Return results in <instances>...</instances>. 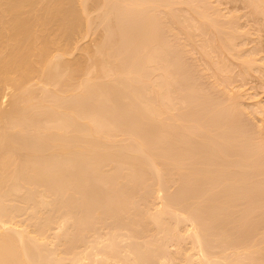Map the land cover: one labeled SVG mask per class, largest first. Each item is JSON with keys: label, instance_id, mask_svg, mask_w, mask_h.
<instances>
[{"label": "rangeland", "instance_id": "obj_1", "mask_svg": "<svg viewBox=\"0 0 264 264\" xmlns=\"http://www.w3.org/2000/svg\"><path fill=\"white\" fill-rule=\"evenodd\" d=\"M16 1L12 0L13 3ZM50 1L31 0L35 4L33 8L40 11L36 10L40 13L39 19L51 17L49 21L44 19L45 24H41L44 23L43 19L39 21L40 25L38 22L34 23L37 18L33 19L35 15L32 14V17L31 11L33 13L36 11L33 8V10L28 9L26 5L24 6L29 10L27 11L30 15L26 12L29 17L25 14L27 16L24 18L26 17L25 20L32 18L33 22L30 21L38 27L36 31L39 33L45 27L47 31L53 32L48 31L52 37L50 35L47 37L49 41L53 39L48 56L51 59L45 60L48 70L53 67L58 72V68L65 66L68 68L66 72L64 71L66 74L62 72L60 74L66 77L68 73H72L69 71L73 69V65H76L79 71L72 70L77 75L74 73L70 77L68 75L69 80L66 77L64 80L61 78L63 84L58 79L63 76L56 74L52 77L47 73L42 83L44 80L42 78L45 77L41 76L44 72L42 67L44 64H41L42 66L39 64L36 74L34 72L29 76L30 78H27L30 83L27 79L24 81V84L25 82H27L26 85L28 84V86L25 85L27 90L21 88V86L24 88V84L18 85L19 87L15 89L7 86V90L6 85L2 84L1 87L3 86L9 94L12 92L11 97L8 94L9 99L20 95L19 91L22 95L31 88L28 94L32 95L31 101H34L33 105L26 108L25 112L29 113L22 114L21 123L24 119L27 120V128L23 129L24 124L21 123L16 126L14 123L3 122L5 121L3 118L6 117H0L3 119L0 121L5 123L2 129L7 127L12 132L14 128L15 133H12L15 134V139L18 134L16 140H13V137L9 138V143L6 142L9 144L8 148L5 144L3 146L9 151L10 161L15 157H18L15 161L24 158L23 162L18 161V166H15L17 162L14 161L13 163L16 164H13L9 161L17 168V173L12 171L8 174H18L17 177L20 180L24 178L23 170L25 169L31 175L33 172L35 174L36 168L44 167V164L49 168L51 164L46 162L49 158L51 160L48 162L51 163L55 158L58 161L56 166L63 164L64 166L60 167L71 168L70 170L73 166L74 168L78 166L79 169H76L79 172L76 174L78 173L79 177L78 179L77 176L73 177L74 182L66 176L65 182L58 179L55 185V179L52 182L53 174L47 176L52 177L51 180L48 179V182L45 180L47 177L44 179L39 175L44 179V184L50 183L49 188L46 185L45 188L44 186L32 188L35 185L34 181H31L28 187L29 181L26 183L27 181L22 178L21 184L24 183L26 188L18 184L20 180L16 176L17 180L14 181L13 174L12 178L5 176L3 182L0 180V186L5 188V192L10 188L13 190L16 183L21 187L16 188L17 185L13 190L14 193L9 191L11 192L9 195H6L8 192H3L5 193L3 195V189L0 190V195H3L0 197V211L10 225L13 224L17 227L16 229L38 237L34 236L38 241H33L34 238L25 233L30 237L29 241L32 239L31 243L26 242L28 238L23 243L26 245L28 243L29 247L25 245L28 252L31 247L33 249L32 252L30 251L33 257L29 253L31 256L29 258L32 261L41 259L42 264H137L135 254H141L139 257L144 259H140L139 264H264V0H74L73 3L72 0L71 4L66 0L69 5L64 0L66 2V4L62 2L64 6L73 5L74 7L75 3L74 8L79 11V13L75 11L78 14L73 12L76 16L72 13L71 20L67 22L71 24L74 17L75 25L81 24V27L74 25L76 32L81 31L77 33L74 31L75 36L72 33L73 41L71 39L67 41L69 37L63 34L62 28H59L57 23L61 22L62 14L54 8L55 5L53 10L55 9L59 15L55 13V10V12L51 10L53 14L49 11L52 8ZM57 1L61 3L60 0ZM2 2L6 3V6H2L5 8H1L0 11L2 14L6 10V14L9 11L8 16L5 14L8 19L13 15L9 8L14 7L15 4L7 7V1L0 0L1 5H3ZM48 3L50 5H46ZM29 4L32 5L30 2ZM55 4H57L56 1ZM44 6L51 8L43 10ZM26 8L22 9L23 14ZM45 9L53 17L55 14L58 18L53 19ZM41 12L44 17H41ZM2 14H0L1 17ZM12 17L9 19L12 20ZM3 18L2 21L7 20ZM9 19L5 21L6 24L8 21L12 23ZM10 29L13 30V26ZM4 32L7 35L6 31ZM42 33H40L42 40H39L40 35H37L39 38L36 42L29 41L28 36L24 34L28 42L36 43L33 45L39 51L36 50L33 55L37 56L40 53L39 42L46 39L47 32ZM10 35L8 33L9 40ZM20 35L23 37V34ZM26 39L23 42H26ZM9 40H2V42ZM8 44L10 41L6 45ZM1 45H5V42ZM55 45L58 47L57 50L51 48H55ZM2 46L0 47V61L2 60L0 63H3L10 54L3 50L8 51L11 45L8 49L7 46ZM61 47L65 49L64 52L58 51ZM68 47L69 51H66ZM30 49L26 48L27 55H31ZM52 49L55 51L53 52ZM26 51L21 52V55L22 53L26 55ZM56 52L60 55L56 56ZM91 52L94 54H92L93 58ZM74 59L78 60L79 66L77 63L74 64ZM59 60L63 62V65L60 64L59 67L58 64V68L57 66L55 68L53 63L60 62ZM138 70L143 72L138 74ZM38 72L41 77L38 76ZM47 76L53 80L47 79ZM49 80L50 85H48ZM57 80L59 81L56 82ZM64 81H71V83L67 82V84ZM64 84H66L65 88ZM110 84L114 85L117 91H121L111 93L110 91H114L115 87L109 86L110 90L106 86ZM73 85H79V87L73 88ZM92 85L97 88L94 92H99V94L95 93L96 98L98 97L95 102L100 99L103 107H100L102 111L99 110L102 112V115L99 114L102 119L95 114L97 118L93 115L95 118L92 116V119L96 120L93 121V119V123L90 121L94 127L102 129L93 128V130V125L87 123L86 116L82 115L85 120L82 117L75 119L76 121L82 119L87 123V129H78V132H83L81 135L84 138L82 137L81 140L87 136L91 137L90 139L98 137L97 142H94L97 145L95 154L102 153L103 156L100 155L96 163L97 167L93 165L98 156L95 159V155L91 154L93 150L95 151L94 148L86 151V155H84L85 151L81 152L85 160L79 158L80 161L76 159L75 162L73 154H57V150L52 148L57 146L60 137L58 140L50 138L54 137V134L57 135V132L60 136L61 133L64 134L65 137L62 136V139L67 138L69 134L71 137L76 135V132L70 133L72 131L69 124L70 119L72 123L74 122L71 116L74 117L75 113H68L63 107L68 104H62L67 101L69 105L72 104L69 107H74V102L85 99L84 96L87 95L80 96L78 92L88 93ZM49 86L53 92L55 91L54 94L49 91ZM57 89L63 91L58 90V93ZM79 89L81 90L78 91ZM127 89L128 91H124ZM44 90L47 93L50 92L52 97L42 94L45 93ZM91 93L89 92V95ZM39 94L40 97L37 99ZM100 94L101 97H99ZM93 95L92 98L95 97ZM102 95L103 101H101ZM47 97L50 99L46 100ZM51 98H54V101ZM9 99L1 103L0 114L2 111L10 110L12 100L9 101ZM90 99L91 96L88 100H80V105L86 102L84 108L94 107L97 110L99 101L94 103V99ZM109 99L112 101L109 102ZM45 100L47 105H43ZM150 102L164 105V111L162 104L159 109L153 108V113L160 114L161 110L162 115L155 116L152 109L147 108L156 104L151 105ZM51 103L55 105L49 108ZM136 106L139 111L134 108ZM46 109L50 111V114L47 111L43 112ZM51 110L57 113L54 114ZM62 110L68 114H64V111L62 114ZM83 111L85 114L90 112ZM97 113H99L98 110ZM36 114L42 122L38 120L39 118H35L33 122L32 115L36 117ZM44 115L45 119H42ZM53 115H57L55 118L58 117V119L50 120L54 118ZM64 115L66 119H69L70 128L65 127L67 130L63 133L61 128L65 123L62 118H65ZM29 121L34 124L29 125ZM52 121L56 124L51 123ZM78 122L72 124L73 128ZM80 122L83 124V121L80 120ZM7 123L14 125L16 129L12 125L6 126ZM37 127L40 130L36 129ZM41 129L45 131L41 132ZM9 131L5 132L9 133ZM84 133H88L87 136ZM38 137L42 139L41 143ZM24 139L27 140L28 145L31 144L29 150V147L21 145ZM75 139L76 141L71 140L73 143L67 139L65 142L69 145H73L74 142L81 143L77 135ZM139 141L146 142V145ZM24 142L26 143L25 140ZM36 143H39L37 146L43 144L46 149L43 148V151L38 147L36 149ZM16 145H18L17 149ZM47 146H50L49 149L52 150L50 151ZM10 147L14 148L13 151L16 149L15 154H11ZM143 147L144 150H141ZM19 149L23 150L22 152L25 151L23 154L28 152L26 157L22 154L20 157ZM21 151L19 153H22ZM38 154L42 159L44 154L48 158L46 160L44 158L46 163L40 159L42 163L40 161L38 163L43 164L42 166L32 163L36 161ZM80 154L78 157H81ZM65 155H68L66 159ZM67 157L69 162L73 161L68 163ZM70 157L73 159H69ZM154 158L157 163L159 162L158 167L153 162ZM53 162L52 164H55ZM21 163L25 165L22 164L24 167H21L23 175L19 166ZM32 164H35L36 168L32 169ZM74 168V171L72 170L73 172L69 174L75 176L77 170ZM41 170L45 171L43 168ZM64 172L67 173L66 170ZM62 176L61 174L58 177ZM26 178L29 179V177ZM35 178L37 177L31 176L30 180H36ZM63 183L66 184L63 185ZM56 188L58 189L55 190ZM2 197L6 199L2 201ZM167 199L171 204L167 205ZM169 205H171L170 208H167ZM163 206L167 208L166 212ZM5 227H8V224ZM39 261L35 264L40 263Z\"/></svg>", "mask_w": 264, "mask_h": 264}, {"label": "bare ground", "instance_id": "obj_2", "mask_svg": "<svg viewBox=\"0 0 264 264\" xmlns=\"http://www.w3.org/2000/svg\"><path fill=\"white\" fill-rule=\"evenodd\" d=\"M6 1H7V7H9L10 5H14V4H15V6H14V7L12 6V7L9 8V9H10V12L13 14V15H12L13 17L11 16V17H12V20L9 19V18H11L10 16H9V18H8V19L12 22V23H10V22L8 21L10 24H12V26H13V30L10 29V27L12 28V26H11L10 24H8V22H7V24H6V22H5V21L8 20L6 17L8 16L7 14L9 13V11H8L7 14H6L7 10H6V11L3 10V11H5V13H3V14H2V11H0V12H1L0 14L3 15L2 17L0 16V38H1V37L5 38V39H2V38H1V40H0V41H1V42H0V47L2 46L1 43L3 44V42H5V45H3L2 47H6V46H7L6 44H7L9 41H10V44H8V46L11 45V46H10L11 49H10V47H9V50H8V51H7V50H6V51L3 50L5 53L8 52V53H10V54H8V56H7V54H6L7 58H5V60L3 61V63H0V67H1V68H0V94L2 93V94H1V97H2V98H1V100H0V107H1V103L5 102V101H6L7 99H9V97H11V95H12V92L9 94V92L6 91V90H7V86H8V87H12V88L14 87V89H15L18 85H23V84H24V81H26V79H27L31 74H33L35 71L38 70V68H39V64H40V66H42L41 64H44V65L42 66L43 69H44V72H43V74H41V76H42V77L45 76V77L42 78V79H44V80L42 81V83L45 81V78H46L47 73L51 74V76L54 77L56 74L61 75L60 72L66 74V73H65V72H66L65 70H66V68H67V67H65V66L60 67V64L63 65V62H62L61 60H59L60 62H55V63H57V64L53 63V66H54V67L57 66V65L59 64V67H60V68H58V66H57V68H58V70H59V71H58L59 73H58V72L56 71V69H54L53 67H51L52 69H49V70L47 69V68H48V67H47L48 64H47L46 61H47L48 59H49L48 61H50V59H51L50 57L48 58V56H49V53H50V46H52V45H50V43L52 42L53 39L50 40V41L47 40V37H48L50 34H48V31H49V30L47 31V30H46V27H45V29H44V30H46V31H44V30L42 31V32H44V33L47 32L46 39H44L41 43L39 42L40 45H38V46H39L38 48L40 49V53L37 54V56H36V55H33L34 53H36V50L39 51V50L37 49V47H36L35 45H33V44H36L35 42H36V40H37L39 37H40L39 40H40V39L42 40V37H41V36H42V34H43L41 31H40V33H42V34H40L39 32L36 31V30H37V29H36L37 26L35 27L34 23L38 22V24L40 25V23H41V22H39L40 20L42 21V19H43V21H44V19H48V21H49V20H50L49 18H51V17H49V18H41V19H39V16H38V15H39L40 13H37V11H39V10H37V8H36V10H37V11H36L35 8H33L35 4H33V2H31V0H17V1L20 3V5H19V3L16 1L17 5H19V6H17L16 3H13L12 0H11L10 2H9V0H6ZM13 1H14V0H13ZM35 1H36V0H35ZM38 1H39V0H38ZM55 1L57 2L58 5L55 4ZM55 1H54V0H51V1H50V2H51V5H52V8L49 7V6H48L47 8L45 7L46 5H50V4L48 3V4H46V5L43 7V10H44V8H46L47 10H48L49 8H51V9H49V11H51V10H53V7H54L53 5H55L54 8H55V9L57 8L56 10H57L59 13L62 14V15H60V16H62V18L59 17V18H61V19H60L61 22L59 21V23H57V24H59V28H62V29H63V31H64L63 34H65V35H67V36L69 37V38L67 39V41H69V39H71V41H73L72 38H71V36L76 32V31H75V30H76L75 26H77V25H75L76 23L74 22V17H73V20H72V23H71L72 26H71V24H68V23H69V20H71L73 14L76 13V12L79 13V11H77V9L75 10V8H74V7H76V6H75V3H74V7H73V5H72V6H68L69 4H71V1H72V0H68V1H69V4H68V2L65 0V1L67 2V4H68V5H65V6L62 4V2H65L64 0H60L61 3H59L57 0H55ZM4 2H5V1H4ZM29 2L32 3L31 6H30V4L28 5ZM53 2H54V3H53ZM66 2H65V4H66ZM73 2H75V1L73 0L72 3H73ZM2 4H3V2H2ZM0 5H1V3H0ZM24 5H26V7H27L28 9H30V10H33V9H34V10L36 11L37 14H36V13H33V11H31V16H32V14H33V16H34V15H35V16L37 15V17L34 16L33 19L35 20V18H37L38 21L35 20L34 23H31V21L33 22L32 18L30 19L31 21H30L29 19L25 20L26 17L24 18V16H27L28 14L30 15V13L28 12L29 10H28ZM27 5H28L29 7H28ZM37 5H39V4H37ZM2 6H6V3L3 4V5H1V6H0V9H1V8H2V9L5 8V7H2ZM23 6H24V7H23ZM62 6H64V7H62ZM35 7H36V6H35ZM65 7H66V8H65ZM71 7H72V8H71ZM23 8H24V9L26 8V10H24V11H25L24 14H23V12H22V9H23ZM32 8H33V9H32ZM2 9H1V10H2ZM46 9H45V10H46ZM55 9H54V10H55ZM72 9H74V10H72ZM27 10H28V11H27ZM40 10H41V9H40ZM47 10H46V13H48ZM54 10H53V12L56 11V10H55V11H54ZM35 11H34V12H35ZM57 11H56L55 13H57ZM75 11H76V12H75ZM26 12H28V14H27ZM39 12H40V11H39ZM51 12H52V11H51ZM53 12H52V14H53ZM73 12H74V13H73ZM41 13H42V14H41V17H42V16H43V12H41ZM59 13H57V14L59 15ZM72 13H73V14H72ZM78 13H76V14H78ZM5 14H6L7 16H5ZM25 14H27V15H25ZM52 14H51L50 12L48 13L49 16H51ZM71 14H72V15H71ZM76 14H74V16H76ZM29 15H28L27 17H29ZM46 15H47V14H46ZM46 15H45V17H46ZM70 15H71V18H70ZM33 16H32V17H33ZM3 17H5L7 20H5V18H3ZM43 17H44V16H43ZM54 17H56L55 14H54ZM54 17H53V15H52V18H53V19H54ZM2 18H3V20H5V21H2ZM56 18H58V17H56ZM53 19H52V22L54 21ZM77 19L79 20L80 18H77ZM77 19H76V20H77ZM55 20H56V19H55ZM57 21H58V20H57ZM46 22H47V20H46ZM50 22H51V21H50ZM67 22H68V23H67ZM47 23H48V22H47ZM60 23H61V24H60ZM79 23H81V22L79 21ZM79 23H78V24H79ZM36 24H37V23H36ZM41 24H45V21H44V23H41ZM48 24H49V23H48ZM5 25H9L10 27H9V26H5ZM46 25H47V24H46ZM46 25H45V26H46ZM74 25H75V26H74ZM80 25H81V24H80ZM80 25L77 26V27H81ZM41 26H42V25H41ZM41 26H40V27H41ZM6 27H7V28H6ZM70 27H71V28H70ZM4 28H5V30H4ZM37 28H38V27H37ZM47 28H48V26H47ZM62 29H59V30H62ZM7 30H10V32H7ZM78 30H79V29H78ZM4 31H6V34H7V35H5V32H4ZM35 31H36V32H35ZM38 31H39V30H38ZM57 31H58V30H57ZM74 31H75V32H74ZM80 31H81V30H80ZM80 31H77V32H80ZM77 32H76V33H77ZM8 33L11 34V35L9 36L10 40L8 39ZM34 33H35L36 35H35ZM37 33H38V34H37ZM49 33H53V32H52V31H51V32L49 31ZM54 33H55V32H54ZM61 33H62V32H61ZM61 33H59V35H60ZM72 33H73V34H72ZM20 34H23V37H21L22 35H20ZM24 34L26 35V37L28 36L27 39H28L29 41H31V42H32V41H35V42H33V44H32L31 42H28V40L26 39V37H24V36H25ZM56 34H58V33L56 32ZM30 35H31L32 37H31ZM37 35H38V36L40 35V36L37 37ZM44 35H45V34H44ZM44 35H43V36H44ZM51 35H52V34H51ZM51 35H50V37H52ZM34 36H35V37H34ZM55 36H56V35H55ZM67 36H66L65 38H67ZM74 36H75V34H74ZM74 36H73V38H74ZM30 37H31V38H30ZM36 37H37V38H36ZM29 38H30V39L35 38V40H34V39H33V40H30ZM61 38H63V36H62ZM6 39L9 40V41H3V42H2V40H6ZM21 39H22V42H21ZM24 39H26L27 41H26V42L24 41L25 44H22V43H24V42H23ZM54 40H55V39H54ZM61 41H62V40H61ZM18 42H19V44H16V43H18ZM20 42H21V43H20ZM65 42H66V41H65ZM30 43L32 44V46L30 45ZM20 44H21V46H20ZM54 44H55V43H54ZM71 45H72V43H71ZM8 46H7V49H8ZM12 46H13V47H12ZM14 46H16V47H14ZM33 46H34V47H33ZM55 46H56V45H55ZM32 47H33V49H32ZM35 47H36V49H35ZM59 47H60V46H59ZM64 47H65V46H64ZM64 47H63V48H64ZM66 47H67V42H66ZM72 47H73V45H72ZM75 47H76V46H75ZM88 47H89V46H88ZM145 47H146V46H145ZM26 48H27V50L31 48V49H30V50H32L31 55H33V56H31V55H27V54H26V53H27ZM51 48L57 50L58 47L56 46L55 48H54V47H51ZM70 48H71V47H70ZM53 49H52V50H53ZM67 49H68V50H67ZM67 49H66V51H69V47H68ZM0 50H1V48H0ZM34 50H35V52H34ZM60 50H61V51L63 50V52H64L65 49H62V47H61V49L59 48L58 51H60ZM71 50H72V49H71ZM9 51H11V52H9ZM23 51H26V52H25L26 55L23 54V53H24ZM54 51H55V50H53V52H54ZM21 52H23L22 55H21ZM63 52H62V53H63ZM65 53H66V52H65ZM93 53H94V51H93ZM93 53L91 52V55H92ZM18 54H20L22 58H21L20 55H18ZM53 54H54V53H53ZM56 54H57V52H56ZM56 54H54V55H56ZM51 55H52V54H51ZM58 55H60V54H57L56 56H58ZM93 55H94V54H93ZM93 55H92V58H93ZM18 56L20 57V60H19V57H18ZM30 56H31V57H30ZM17 57H18V60H19V61L17 60ZM32 57H36V58L33 59ZM53 57H55V56H53ZM46 58H47V59H46ZM94 58H95V57H94ZM2 59H3V58H2ZM80 59H81V58H80ZM45 60H46V61H45ZM52 60H53V58H52ZM55 60H56V59H55ZM72 60H73V59H72ZM76 60H77V59H76ZM78 60H79V58H78ZM78 60H77V61H78ZM94 60H95V59H94ZM74 61H75V59H74ZM77 61H75L74 64H76V63L78 64ZM81 61H82V59H81ZM81 61H80V62H81ZM0 62H2V60H1ZM53 62H54V60H53ZM61 62H62V63H61ZM48 63H49V62H48ZM81 63H83V62H81ZM1 64H2V66H1ZM37 64H38V66H37ZM54 64H55V65H54ZM97 64H98V63H97ZM64 65H65V64H64ZM69 65H71V64H69ZM81 65H82V64H81ZM50 66H51V65H50ZM75 66H76V65H75ZM75 66L73 65V69H72V70L75 69V70L77 71L78 68L76 69ZM78 66H79V64H78ZM78 66H77V67H78ZM82 66H83V68H84V65H82ZM117 66H118V65H117ZM37 67H38V68H37ZM63 67H65V68H63ZM68 67L70 68V66H68ZM74 67H75V68H74ZM137 67H138V66H137ZM55 68H56V67H55ZM95 68H96V67H95ZM17 69H19V70H18L19 72L17 71ZM40 69H41V68H40ZM40 69H39V70H40ZM53 69H54V70H53ZM67 69H68V68H67ZM117 69H118V68H117ZM61 70H63V71H61ZM69 70H70V69H69ZM69 70H68V71H69ZM72 70L69 71V72H70V73H71V72L74 73ZM16 71H17V72H16ZM42 71H43V70H42ZM64 71H65V72H64ZM68 71H67V72H68ZM78 71H79V69H78ZM78 71H77V72H78ZM80 71H82V70H80ZM92 71H93V70H92ZM116 71H117V70H116ZM119 71H120V70H119ZM119 71H117V72H119ZM138 71H139L138 74H140V72H143V70H142V71L138 70ZM121 72H122V71H121ZM40 73H42V72H40ZM72 73H71V74H72ZM75 73H76V72H75ZM75 73H74V74H75ZM92 73H94V72H92ZM35 74H36V72H35ZM35 74H34V75H35ZM71 74L68 73V74H67V77H68V75H69V77H70ZM142 74H143V73H142ZM39 75H40V74H39V72H38V76H39ZM72 75H73V74H72ZM75 75H77V74H75ZM144 75H145V74H144ZM41 76H39V77H41ZM61 76H63V74H62ZM79 76H80V75H79ZM137 76H138V75H137ZM140 76H141V75H140ZM140 76H139V77H140ZM34 77H35V76H34ZM56 77L58 78V76H56ZM65 77H66V75L63 76V77H59L58 79H60V80L62 81V79L64 80ZM67 77H66V78H67ZM69 77H68V78H69ZM75 77H76V76H75ZM123 77H124V76H123ZM29 78H30V77H29ZM49 78H50V77H49ZM49 78H48V76H47V79H49ZM61 78H62V79H61ZM68 78H67V80H69ZM124 78H125V77H124ZM32 79H34V78H32ZM51 79H52V78H50V80H51ZM72 79H73V78H72ZM38 80H41V79L38 78ZM50 80L48 81V82H49L48 85L51 84ZM52 80H53V79H52ZM27 81H28V79H27ZM58 81H59V80H57L56 82H58ZM61 81H60V82H61ZM71 81H72V80H71ZM71 81H64V82H66V83H67V82H68V83L70 82V83H71ZM28 82H29V81H28ZM36 82H37V81H36ZM39 82H40V81H39ZM85 82H86V81H85ZM26 83H27V82H25V84H24V88H23V86H21L22 89H25V85H26ZM29 83H30V82H29ZM54 83H55V82H54ZM68 83H67V84H68ZM70 83H69V84H70ZM83 83H84V82H83ZM83 83H81V84H83ZM93 83H94V82H93ZM93 83H92V84H93ZM2 84H3V86L6 85V86H5V87H6V90H5V88H3V86L1 87ZM52 84H53V83H52ZM62 84H63V81H62ZM84 84H86V83H84ZM84 84H83V85H84ZM88 84H89V83H88ZM106 84H108V83H106ZM127 84H128V83H127ZM58 85H60V84H58ZM65 85H66V84H64L63 87H64ZM89 85H91V84H89ZM89 85H88V86H89ZM26 86H28V84H27ZM32 86H33V84H32ZM67 86H68V85H67ZM73 86H74V85H73ZM76 86L79 87V85H75L73 88H76ZM93 86H94V85L90 86V90L87 91L88 93H83L82 91H80V90L82 89L81 86H80L81 89L78 90V91H80V92H78V93L81 94L80 96H84V94H87L86 96H84L86 100H88V99L90 98V96H91V99H90V100H93L94 98H96L95 95H96V94H99L98 91L94 92V90L97 89V88H94ZM106 86L109 87V86H111V84H110V85H106ZM125 86H126V85H125ZM125 86H122V87H125ZM128 86H129V85H128ZM128 86H127V87H128ZM130 86H131V84H130ZM18 87H19V86H18ZM39 87H40V86H39ZM63 87H62V88H63ZM78 87H77V88H78ZM82 87H84V86H82ZM92 87H93L94 89H93ZM111 87L114 88L115 86L112 85ZM111 87H109L110 90H111ZM117 87H118V86H117ZM2 88H3V89H2ZM51 88H52V87H51ZM62 88H60V89H62ZM64 88H65V87H64ZM64 88H63V90H64ZM86 88H87V85H86ZM86 88L84 89V91L86 90ZM91 88H92V89H91ZM131 88H132V87H131ZM131 88H129V89H131ZM22 89H21V90H22ZM33 89H34V88H33ZM60 89H57L56 92H58V90H59V91H63V90H60ZM88 89H89V87H88ZM104 89H105V88H104ZM119 89H121V87H120ZM4 90H5V91H4ZM8 90H9V89H8ZM25 90H27V87H26ZM68 90H70L69 87H68ZM76 90H77V89H76ZM82 90H83V89H82ZM92 90H93V91H92ZM110 90H109V91H110ZM112 90H113V89H112ZM122 90H123V89H122ZM132 90H133V89H132ZM132 90H131V91H132ZM12 91H13V89H12ZM30 91H31V88L29 89L28 92H30ZM35 91H37V90L35 89ZM49 91H50L51 93H53V94H54V92H55V91L53 92V90L50 89V86H49ZM107 91H108V90H107ZM115 91H117V88H116V87L114 88V91H110V92L114 94ZM120 91H121V90H120ZM120 91L118 90L117 93H119ZM124 91H128V89H127V90H124ZM124 91H123V93H124ZM16 92H18V91H16ZM23 92H25V91H23ZM23 92H22V93H23ZM28 92L23 93V94L21 95V92L19 91L18 93H20V95H18V96H16V97H13V98H10V99H9V101L12 100V101H11V108H10V110L5 111V112H3V111L1 110L2 113L0 114V117H6V118H3V119H5V121H3V119L0 118L3 122L14 123L16 126H17V125H18V126L20 125V123H21V118H22V114H25V113L28 114V113H29L28 111L25 112V111H26V108H28L29 106L33 105L32 102H34V101H31V99H32L31 96H32V95H31V94H28ZM43 92H45V90H44ZM50 92L47 93V91H46L45 93H42V94H44L45 96H48V97H50V96L52 97V95H50ZM85 92H86V91H85ZM89 92H90V93L92 92L91 95H89ZM97 92H98V93H97ZM58 93H59V92H58ZM58 93H57V94H58ZM63 93H64V92H63ZM93 93H94V95H93ZM95 93H96V94H95ZM107 93H108V92H107ZM126 93H127V92H126ZM129 93H130V92H129ZM8 94L10 95L9 97H8ZM47 94H48V95H47ZM75 94H76V93H75ZM113 94H112V95L110 94V95L113 96ZM131 94L133 95V93H131ZM16 95H17V94H16ZM49 95H50V96H49ZM60 95H61V94H60ZM92 95L95 96V97L92 98ZM104 95L106 96V94H104ZM115 95H116V94H115ZM127 95H128V94H127ZM54 96H55V95H54ZM87 96H88V97H87ZM97 96H98V95H97ZM102 96H103V95H102ZM111 96H110V97H111ZM120 96H122V95H120ZM124 96H125V95H124ZM35 97H36V96H35ZM39 97H40V94L38 95L37 99H38ZM48 97L46 98V100L50 99V98H48ZM55 97H56V96H55ZM55 97H54V98H55ZM78 97H79V96H78ZM99 97H101V94H100ZM110 97H109V98H110ZM54 98H51V100L54 101ZM56 98H57V97H56ZM87 98H88V99H87ZM97 98H98V97H97ZM97 98L94 99L93 101H94V103H96V102L99 101V102L97 103V105L99 104V106L97 107V110H98L99 113H97V110H96V108L94 109V107H89V109H87V107L84 108V106H86V104H87L86 102H83V104L85 103L84 105H83V104L80 105L81 102H79V101H80V100L82 101V100H85V99H80V100L77 101V103L74 102L73 104H75V105H73V106L75 107V106L77 105L75 109H73L74 107H69V106L72 105V104L69 105V103H66L67 101H66V102H63L64 104H62V105L68 104V105L63 106V107L65 108L64 110L67 109L68 113H70V114H71V113H72V114L75 113V115H73L74 117L71 116V118H74V122H73V123H72V119H70L71 122H70L69 124H70V127H71V128L69 127V124H68L69 119H66V115H64L65 118L62 117V118L64 119L63 122H65V123H64V125H63L64 127L61 128V129H62L61 132L64 133V131H66L67 129L70 128V130L72 131V132H70V133H74V132H76V135L78 136V141H80L81 143L74 142V144L77 143L75 146H74V144H73V145H69V144H67V143L65 142V140L67 139L70 143H73V142H71V140H72V141H76V139H75V138H76V135H74L75 137H74V136L71 137V134H69L70 137H69V135H68V137L66 136L67 138L62 139L61 137L64 136V134H62V133L60 132V133H61V136H60V134L56 131V132H57V135L54 134V135H53L54 137H50V138H53V140H54V138H55V140H56V139L58 140L59 137H60V139H59L60 141H59V142L57 141L59 144L56 142V143H57V146L52 147V148H55V149L57 150V151H56V153L58 152L57 154H59V153H61V154H67V153H68V155H69V154L71 153V154L74 155V159L71 158L72 156H71L69 159H73L74 161L77 159V161H80V159L82 160V158H83L82 156H84V155L87 154L86 151H91V150H93V148H94L95 151L93 150V152H92V153L90 152V153H91L93 156L95 155V156H94L95 159H96V156H98L97 161L94 159V160H95V164H94V163H93L94 165L92 164L93 166H96V163L98 162L99 158H100L101 156H103L102 153H101L102 155H101L100 153H99V154H95V152H96V148H95V147L97 146L95 143L97 142L98 137H96L97 139H95V137H93L92 139H90L91 137L87 136V134L89 133L88 130H87L88 133H84V135L86 134L87 137H85V139H82V140H81L82 137L84 138V136L81 135L83 132H82V131H81V133L78 132V131H79L78 129H80V130H82V128H83V129H87V126H86L87 123H89V124L92 126V125H93V124H92L93 121L96 120V119H94L95 116H96L95 114H97V115L99 116V118L101 117V115H102L101 113H102V112H100L99 110L102 111V109H100V107H101V106L103 107V105H101L100 99H99L98 101L95 102V100H97ZM106 98H107V97H106ZM118 98H119V97H118ZM57 99H58V98H57ZM42 100H43V99H42ZM46 100L44 101L43 105L46 104ZM61 100H62V99H61ZM90 100H89V101H90ZM103 100H104V96L102 97L101 101H103ZM107 100H108V99H107ZM110 100H111V99H109V102H110ZM39 101H40V100H39ZM52 101H51V102H52ZM111 101H112V100H111ZM115 101H117V100H115ZM118 101H120V99H119ZM152 102H153V101H152ZM54 103H56V102H54ZM58 103H60L59 99H58ZM58 103H56V104L58 105ZM155 103H156V104H155ZM155 103H153V104H155V105H153V104L150 102V104L153 105V106H152V107H147V108H150V110L152 109V110H151L152 113H153V108H154V107H157V108L159 109L160 104H162V103H160V104L158 105L157 102H155ZM8 104H9V102L7 103V105H8ZM78 104H79V105H78ZM115 104H116V103H115ZM130 104H131V106H132V103H131V102H130ZM46 105H47V104H46ZM46 105H45V106H46ZM49 105L51 106V107L49 106V108H52V106L55 105V104L51 103V104H49ZM60 105H61V104H60ZM116 105H117V104H116ZM127 105H128V104H127ZM156 105H157V106H156ZM36 106H37V105H36ZM45 106H44V107H45ZM128 106H129V105H128ZM149 106H150V105H149ZM54 107H55V106H54ZM63 107H62V108H63ZM161 107H163V111H164L165 109H164V105H163V104L161 105ZM31 108H32V107H31ZM91 108H92V110H90ZM116 108H117V107H116ZM134 108H137V110L139 111V109H138L137 106L134 107ZM35 109H36V108H35ZM43 109H45V108H43ZM68 109H69V110H68ZM82 109H83V110H86V111L89 110L90 112L88 113V111H87L88 114H85L84 111H83ZM93 109L96 110V112H94ZM114 109H115V108H114ZM155 109H156V108H155ZM155 109H154V110H155ZM5 110H6V108H5ZM30 110H31V109H30ZM64 110H62V114H63V111H64ZM45 111H47V109L44 110L43 112H45ZM51 111H52V110H51ZM55 111H56V110H55ZM91 111H92V112H91ZM151 111H150V112H151ZM156 111H157V110H156ZM156 111H155V112H156ZM32 112H33V110H32ZM35 112H36V111H35ZM43 112H42V113H43ZM47 112H48V111H47ZM93 112H94V114H93ZM110 112H111V110H110ZM115 112H116V110H115ZM117 112H118V111H117ZM140 112H141V111H140ZM48 113L50 114V111H49ZM52 113H54V111H52ZM55 113H57V111H56ZM55 113H54V114H55ZM65 113H67V112L64 111V114H65ZM68 113H67V114H68ZM90 113H92V115H91ZM112 113L114 114V112H112ZM152 113H151V114H152ZM158 113H159V112H157V113H153V114H154L155 116H157L156 114H158ZM161 113H163V112L160 110V114H158V115H162ZM32 114H33V113H32ZM99 114H101V115H99ZM151 114H150V115H151ZM1 115H2V116H1ZM82 115H83L84 117L86 116V121H87V123L84 121L85 119L83 118ZM93 115H95V116H93ZM27 116H29V115H27ZM27 116H26V118H27ZM32 116L34 117V118H33V122L35 121V120H34L35 118H37V119L39 118L38 120H41L40 117H38V114H36V117H35L34 115H32ZM53 116H54V115H53ZM53 116H52V117H53ZM55 116H57V115H55ZM55 116H54V118H52V119L50 118V120L58 119V117L55 118ZM87 116H88V117L91 116V117H89V119H88ZM92 116L94 117V118H93L94 120L92 119ZM48 117H49V115L47 116V118H48ZM69 117H70V116H69ZM79 117H82V119H84V120H82V119H77V121H79V122L76 123L77 125L75 124V126H74V128H73L72 124H74L75 122H77L75 118H79ZM96 118H97V116H96ZM37 119H36V121H37ZM42 119H45V115H44V117H42ZM65 119L67 120V122H66ZM100 119H102V118H100ZM28 120H29V119H28ZM80 120L83 121V124L80 122ZM88 120H89V121H90V120H91V121L93 120V121H92V123H91V121L89 122ZM116 120H117V117H116ZM24 121H25V122H24ZM24 121H23V123H21V124H22V125L24 124V125L26 126V124H28V121L25 120V119H24ZM48 121H49V120H48ZM101 121H102V120H101ZM118 121H119V120H118ZM3 122L0 121V125L2 124V125H1V129H2V126H5V125H4L5 123H3ZM26 122H27V123H26ZM29 122H30V121H29ZM41 122H42V120H41ZM41 122H40V123H41ZM49 122H50V121H49ZM53 122H54V121H52L51 123H53ZM57 122H58V121H57ZM60 122H61V121H60ZM97 122H98V121H97ZM8 123H7L6 126H11V125H12V124L9 125L10 123H9V124H8ZM35 123H36L37 125H39L37 122H35ZM51 123H50V124H51ZM54 123H55V122H54ZM85 123H86V124H85ZM98 123H99V122H98ZM31 124H34V123H31V122H30L29 125H31ZM46 124H47V122H46ZM55 124H56V123H55ZM65 124H67V125H65ZM79 124H80V125H79ZM84 124H85V125H84ZM24 125H23V129H24V128H27V126L25 127ZM44 125H45V123H44ZM48 125H49V124H48ZM90 125H89V127H88L89 129L91 128ZM95 125H96V124H95ZM100 125H101V123H100ZM12 126H14V125H12ZM39 126H41V125H39ZM42 126H43V124H42ZM51 126H54V125L51 124ZM51 126H50V127H51ZM57 126H58V125H57ZM57 126H55V127H57ZM76 126H77V127H76ZM14 127H15V126H14ZM28 127L30 128V126H28ZM45 127H47V125H46ZM60 127H61V126H60ZM65 127H66V128L69 127V128L66 129ZM75 127H76L77 129H76ZM85 127H86V128H85ZM3 128H5V129H2L3 132L0 131V180H1V181H2V180H5V179H3V178H5V176H6V177H7V176L10 177V176L13 174V173H12V174L9 175L8 173H10V172H12V171H13V172H16V171H17V168H16L15 166H18V161H19V160H20L21 162H23L22 159H24V158H20V157H22V155H24V157H26L25 155L28 153V152H26L25 154H23L25 151L22 152V151H23V150L21 151L22 148L19 149V150L22 152V153H19L20 151L18 152V154H20V157H19L20 159H18V161H15L16 158H18V157H15L14 159H12V160H11L12 163L15 161V162H17V164H16V163H13V164H16V165H15V166H14V165H11V163H9L11 157H10V155L8 154L9 151H8V149L5 148V146H7V148H8V146H9V144H8V143H9L8 140H9V138L12 139V138L14 137L15 134H13V133H15V132H13V131H14V128H13V131H12L13 133L11 132V130L9 131V129H8L7 127H3ZM6 128H7V130L9 131V133H6V132H5V131H7ZM17 128H19V127H17ZM20 128H22V126H21ZM32 128H33V127H32ZM41 128H43V127H41ZM53 128H54V127H53ZM64 128H65V130H64ZM93 128H97V127H94V125H93V126H92V129H93ZM99 128H101V127H99ZM99 128H97V129L99 130ZM1 129H0V130H1ZM11 129H12V127H11ZM15 129H16V127H15ZM36 129L40 130L39 127H37ZM43 129H44V128H43ZM43 129H41V130H42L41 132L45 131V130H43ZM55 129H56V128H55ZM75 129H76V130H75ZM101 129H102V128H101ZM29 130H30V129H28V131H29ZM50 130H51V129H50ZM56 130H57V129H56ZM58 130H59V127H58ZM93 130H94V129H93ZM28 131H27V132H28ZM31 131H32V129H31ZM46 131H47L48 134H50V133L48 132V131H49L48 129H46ZM68 131H69V130H68ZM24 132H25V130H24ZM24 132H22V133H24ZM27 132H26V133H27ZM34 132L37 133L36 131H34ZM41 132H40V135L42 134ZM50 132H51V131H50ZM94 132H96V131H94ZM94 132H93V133H94ZM10 133H11V134H10ZM54 133H55V132H54ZM66 133H68V132H66ZM66 133H65V134H66ZM77 133H78V134H77ZM79 133H80V134H79ZM90 133H91V131H90ZM100 133H101V132H100ZM20 134H21V133H20ZM27 134H28V133H27ZM33 134H34V133H33ZM97 134H98V133H97ZM9 135H10V136L12 135V136L9 137ZM17 135H18V134H16V139L18 138ZM25 135H26V134H25ZM37 135H38V134H37ZM44 135H45V134H44ZM44 135H43V136H44ZM55 135H56V137H55ZM79 135H80V136H79ZM91 135H92V133H91ZM94 135L96 136L95 133H94ZM46 136H47V134H46ZM57 136H58V138H57ZM92 136H93V135H92ZM102 136H103V135H102ZM39 137H40V136H39ZM39 137H38V138H39ZM64 137H65V136H64ZM40 138H41V137H40ZM40 138H39V139H40ZM42 138H43V137H42ZM69 138H74V139H69ZM100 138H101V137H100ZM141 138H142V137H141ZM11 139H10V140H11ZM14 139H15V137L13 138V140H14ZM16 139H15V140H16ZM142 139H144V138H142ZM24 140L26 141V143L24 142ZM24 140H22L24 144H23L22 141H21V143H22L21 145H22V146H25V147L28 148L31 144L28 145L27 140H26V139H24ZM30 140H31V139H30ZM35 140H36V138H35ZM41 140H42V139L39 140L40 143H41ZM95 140H96V141H95ZM144 140H145V139H144ZM39 141H38V142H39ZM6 142H8V143H6ZM19 142H20V141H19ZM94 142H95V143H94ZM139 142H141V143L143 142V144L146 143V142H144V141H139ZM139 142H138V143H139ZM17 143H18V142H17ZM31 143H32V142H31ZM52 143H53V142H52ZM4 144H5V146H3ZM6 144H8V145H6ZM26 144H27L28 146H26ZM101 144H102V143H101ZM12 145H13V144H12ZM19 145H20V144H19ZM37 145H39V143H38V144H37V143L35 144L36 149H37V147H38L40 150H42L43 148L46 149V147H44L43 144L40 145V146H37ZM48 145H49V144H48ZM53 145H54V144H53ZM55 145H56V144H55ZM138 145H139V144H138ZM145 145H146V144H145ZM145 145H144V147H145ZM14 146H15V145H14ZM14 146H13V147H14ZM73 146H74V147H73ZM140 146H143V145H140ZM33 147H34V146H33ZM47 147H48V146H47ZM49 147H50V146H49ZM49 147H48V149H49ZM144 147H143V149H141V150H144ZM3 148H5V149H3ZM17 148H18V145H16V149H17ZM140 148H141V147H140ZM1 149H3V150H1ZM13 149H14V148L11 149V147H10V150H11V154H12V155L16 153V149H15L14 151H13ZM29 149H30V147L28 148V150H29ZM32 149H33V148H32ZM39 149H38V150H39ZM44 149H43V150H44ZM55 149H54V151H55ZM5 150H6V151H5ZM24 150H25V149H24ZM34 150H35V149H34ZM43 150H42V151H43ZM49 150H50V149H49ZM51 150H52V149H51ZM51 150H50V151H51ZM12 151H13V152H12ZM76 151H77L78 153H77ZM83 151H85L86 153H85L84 155H83V153H82V155H81L80 153L83 152ZM99 151H100V150H99ZM14 152H15V153H14ZM75 152H76V153H75ZM39 153H40V151H39ZM74 153H75V154H74ZM90 153H89V154H90ZM93 153H94V154H93ZM21 154H22V155H21ZM40 154H41V153H40ZM40 154H38L37 156L35 155V156L37 157V159H36L37 162H36V161H33L32 163H36V165L39 166L40 163H42V162H43V163H46V162H47V163L51 164V165H50L51 168H50V167L48 168V165H47V167H46L45 164H44V165L42 164L44 167H40V168H38V169H40V171H38V169L35 167L36 165H35V164H32L31 167H32V169H33L34 167L36 168L37 171H35V174H36V172H37V174L35 175L34 172H33V173H31V175H29L30 172H28V170H26V169L23 170V169L21 168V167H24V166H25L24 163H21V164L19 165L20 168H21V174H22L23 171H24L25 174H26V175H25V174H24V175L22 174V175L24 176V178H23V177H22V178L25 179V180L27 181L26 183H28V181H29V183H28V187L30 186L29 184L31 183V181H34L35 185H36V182H37V185H39V186H37V185H36V186L33 185L34 187H32V188H36V187L38 188V187H42V186H44V188H45V185L47 186V188H49L50 183H49V185H47L46 182H45L46 184H44V179H45L47 176H49V175L52 176V174H53V176H52L53 178H52V177H47V179H45V180L48 182L49 180H51L50 178H52V182H53L54 179H55V182H54L55 185H56V182H58L59 180H63V182H65L66 179H67L68 177H69L68 179H70V181H74V180H73V177H76L77 174H78V173L76 174V172H79V170H77V169H79V168H77L78 166L76 167L77 169L74 168V166H73V168L77 170V171H75V176H74V175H72V174H69V173H71V172L74 171L73 168H72V170H73V171H72V170H70L71 168H70V169H69V168L67 169V167H66V168H65V167H60V166H62L63 164H62V165L59 164V166H56V163H57L58 161H57L55 158L53 159V161L55 162V160H56V162H55V164H52L53 161H51V163L48 162V161L51 160L50 158L48 159L47 156L44 154V155H42V157H43V159H42V158L40 157ZM79 154H80L81 157H78ZM32 155H34V154L32 153ZM68 155H65V159H66V156H68ZM92 155H90V156H92ZM100 155H101V156H100ZM44 156H46V157H44ZM62 156H64V155H62ZM75 156H76V157H75ZM151 156H153V155H151ZM38 157H39V158H38ZM77 157H78V158H77ZM9 158H10V159H9ZM44 158H45V160H46V159H48V160H47L46 162H44V161H45ZM79 158H80V159H79ZM102 158H103V157H102ZM40 159H42V162H41ZM83 159H84V158H83ZM89 159H91V158H89ZM92 159H93V158H92ZM33 160H34V159H33ZM73 160H72V161H73ZM84 160H85V159H84ZM94 160H93V161H94ZM101 160H102V159H101ZM101 160H100L99 162H101ZM155 160H156V159L154 158V161H153V162L156 163L155 165L159 164V162L157 163ZM11 161H10V162H11ZM39 161H40V163H38ZM67 161H68V157H67ZM70 161H71V160H70ZM72 161H71V162H72ZM91 161H92V160H91ZM93 161H92V162H93ZM30 162H31V161H30ZM54 162H53V163H54ZM71 162L68 161V163H71ZM75 162H76V161H75ZM27 163H28V162H27ZM66 163H67V162H66ZM66 163H65V164H66ZM22 164H23L24 166H23ZM75 164H76V163H75ZM34 165H35V166H34ZM42 165H40V166H42ZM52 165H53V166H52ZM73 165H74V163H73ZM82 165H83V164H82ZM82 165H81V166H82ZM92 165H91V167H92ZM13 166H14V167H13ZM29 166H30V165H29ZM63 166H64V165H63ZM98 166H99V165H98ZM158 166H159V165H157V167H158ZM11 167H12V168H11ZM84 167H85V166H84ZM96 167H97V166H96ZM26 168H27V169H30V167L28 168V166H26ZM41 168H43V170H45L46 172H45V171H42ZM44 168H45V169H44ZM93 169H94V168H93ZM22 170H23V171H22ZM51 170H52V171H51ZM65 170H66L67 173L64 172ZM68 170H69L70 172H69ZM83 171H84V170H83ZM38 172H40V173H38ZM50 172H51V173H50ZM16 173H17V172H16ZM49 173H50V174H49ZM14 174H15V173H14ZM14 174H13L12 176H14V181H15L16 177L19 176V175H18V174H17V175H16V174L14 175ZM61 174H62L63 176H62V177H58V176L61 175ZM80 174L82 175L83 173L81 172ZM27 175H28V176H27ZM39 175H41L40 177H42V178H44V179L40 178ZM54 175H57V176L55 177ZM69 175H70V176H69ZM12 176H11L10 178H12ZM15 176H16V177H15ZM25 176H26V177H29V179L26 178ZM31 176H36V177H37V178H35L36 180H34V179H33V180H32V179L30 180V177H31ZM66 176H67V178H66ZM71 176H72V177H71ZM9 177H8V178H9ZM57 177H58V178H57ZM78 177H79V176H77L76 178L78 179ZM8 178H6V180H9V179H10V178H9V179H8ZM18 178H19V177H17V179H18ZM22 178H21V180H23ZM61 178H62V179H61ZM76 178H74V179H76ZM17 179H16V180H17ZM41 179H42L43 181H41ZM48 179H49V180H48ZM58 179H59V180H58ZM71 179H72V180H71ZM79 179H80V178H79ZM19 180H20V178H19ZM19 180H18V181H19ZM21 180H20V183L18 182L19 185L21 184ZM37 180H39L40 182H38ZM2 182H3V181H2ZM42 182H43V183H42ZM74 182H75V181H74ZM22 183H23V182H22ZM11 184H13V183H11ZM18 184L16 183L15 185L17 186ZM40 184H42V185H40ZM43 184H44V185H43ZM64 184H66V183H63V185H64ZM13 185H14V184H13ZM13 185H11V187H13ZM19 185H18V187H16V186H15V187H16V188H19V187H20ZM21 185H24V186L26 187V185H25L24 183L21 184ZM67 185H68V183H67ZM77 186H78V185H77ZM0 187H2V185H1ZM5 187H6V186H5ZM15 187H14L13 190L16 189ZM22 187H23V186H22ZM8 188H9V187H7V189H8ZM20 188H21V187H20ZM26 188H27V187H26ZM1 189H3L2 193L5 192V188L2 187V188H0V190H1ZM10 189H11V188H10ZM10 189L7 190L8 194H6V195H9V193H11V192H9V191H12V192H13V190H12V189L10 190ZM57 189H58V188H56L55 190H57ZM31 190H32V189H31ZM33 190H34V189H33ZM7 192H5V193H7ZM16 192H18V191H16ZM0 193H1V192H0ZM5 193H3V195H5ZM13 193H14V192H13ZM13 193H12V194H13ZM12 194H11V195H12ZM15 194H16V193H15ZM3 195L1 194L0 197L3 196ZM13 195H14V194H13ZM5 197H6V196H5ZM2 198H3V197H2ZM2 198H1V200L3 201V200H5L7 197H6L5 199H4V198L2 199ZM164 201H165V200H164ZM168 202H169V201H168V199H167V200H166L167 205H168V204H171V203H168ZM4 203H5V202H4ZM170 206H171V205H169V207H167V208H170ZM2 207H3V203H2ZM163 207H164V206H163ZM164 208H165V207H164ZM164 208H163V210H164ZM167 208H165V210H164L165 212H166ZM161 212H162V210H161ZM1 213H2V212L0 211V264H35V262H36V261H39V260H40L39 262L41 263V259H38V260L34 259V260L32 261V260L29 258V257H31V256L33 257V253H31V252H32L31 250H33V249H32V247H31V245H30L31 249H29V250H30L31 252H30V251L28 252V249H27V247H26V246L28 245V243H27V245H26V244H23V243H24V240H26V239L28 238V239L26 240V242L29 241V239H30L31 236H32V238H34V236H35V238H38V237H36V235H31V234H29V233H26V231H25L26 234H29V235H30V237L26 236V234L23 232V230L20 231V229H19V230L16 229L17 227H16L15 225L13 226L12 223H11L12 225H10V224H9V221L6 219L5 215H3V214H1ZM7 221H8V222H7ZM6 224H8V227H5ZM197 232H198V230H197ZM198 233H200V232H198ZM201 233H202V231H201ZM197 235H199V234H197ZM199 237H200V236H198V239H199ZM35 238L33 239V241H34V240H37V239H35ZM19 240H20V241H19ZM199 240L201 241V239H199ZM31 241H32V239H31ZM31 241H29V242L31 243ZM37 241H38V240H37ZM30 243H29V244H30ZM32 243H33V242H32ZM33 244H34V243H33ZM25 245H26V246H25ZM24 246H25L26 248H25ZM28 247H29V245H28ZM24 249H25V250H24ZM201 249H202V248H201ZM204 249H205V247H204ZM204 249H203V250H204ZM204 251H205V250H204ZM26 252H27L28 254H27ZM29 253H31V254H30L31 256L29 255ZM204 253H206V252H204ZM38 255H39V254H38ZM140 255H141V254H140ZM140 255H136V254H135V256H137V257H136V260H137L136 263H137V264H139V263L141 262V260L144 259L143 257H142V258L139 257ZM35 256H36V255H35ZM36 257H37V256H36ZM40 257H41V255H40ZM38 258H39V257H38ZM41 258H43V256H42ZM134 259H135V257H134ZM140 259H141V260H140ZM145 261H146V260H145ZM146 262H147V261H146ZM146 262H144V263H146ZM40 263H36V264H40ZM142 263H143V261H142ZM41 264H42V263H41Z\"/></svg>", "mask_w": 264, "mask_h": 264}]
</instances>
